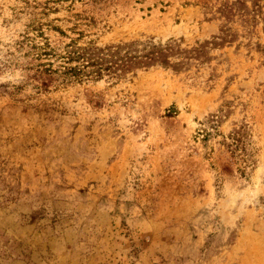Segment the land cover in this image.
<instances>
[{
    "label": "rangeland",
    "instance_id": "374dc122",
    "mask_svg": "<svg viewBox=\"0 0 264 264\" xmlns=\"http://www.w3.org/2000/svg\"><path fill=\"white\" fill-rule=\"evenodd\" d=\"M0 264H264V0H0Z\"/></svg>",
    "mask_w": 264,
    "mask_h": 264
},
{
    "label": "trees",
    "instance_id": "16d2710c",
    "mask_svg": "<svg viewBox=\"0 0 264 264\" xmlns=\"http://www.w3.org/2000/svg\"><path fill=\"white\" fill-rule=\"evenodd\" d=\"M40 54L38 55V57H50L47 59H51L53 57H55L56 59H63V65H61V69L60 71H56V70H52L51 69V65L48 63L45 67V65H39V67L44 68L45 72L48 74H57L62 82H68L70 80H79L82 78V76H85L86 74V69L87 66L88 67H93L94 64H92L93 62H87V66L85 67L84 64H80L79 65V61L78 60H82V59H91L89 57H85L87 56V54L84 51H77L75 50H71V51H65L62 54H57L54 51H52L51 49H49V46L47 43H44V45L42 47H40ZM73 62H76L74 66H72ZM101 70L98 69L97 71H92V73H99ZM91 73V72H90Z\"/></svg>",
    "mask_w": 264,
    "mask_h": 264
}]
</instances>
